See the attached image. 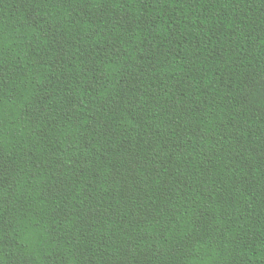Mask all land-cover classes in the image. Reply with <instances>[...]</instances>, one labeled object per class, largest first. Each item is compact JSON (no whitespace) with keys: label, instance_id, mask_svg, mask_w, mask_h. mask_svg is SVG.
Segmentation results:
<instances>
[{"label":"trees","instance_id":"obj_1","mask_svg":"<svg viewBox=\"0 0 264 264\" xmlns=\"http://www.w3.org/2000/svg\"><path fill=\"white\" fill-rule=\"evenodd\" d=\"M0 264H264V0H0Z\"/></svg>","mask_w":264,"mask_h":264}]
</instances>
